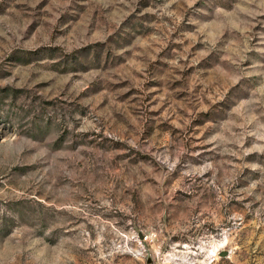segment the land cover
I'll use <instances>...</instances> for the list:
<instances>
[{
    "label": "rangeland",
    "instance_id": "rangeland-1",
    "mask_svg": "<svg viewBox=\"0 0 264 264\" xmlns=\"http://www.w3.org/2000/svg\"><path fill=\"white\" fill-rule=\"evenodd\" d=\"M0 264H264V0H0Z\"/></svg>",
    "mask_w": 264,
    "mask_h": 264
}]
</instances>
